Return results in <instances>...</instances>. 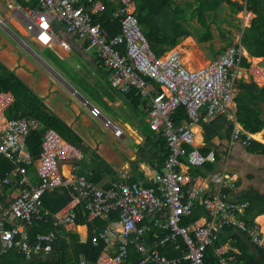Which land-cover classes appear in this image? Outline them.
Segmentation results:
<instances>
[{
  "label": "built area",
  "instance_id": "obj_1",
  "mask_svg": "<svg viewBox=\"0 0 264 264\" xmlns=\"http://www.w3.org/2000/svg\"><path fill=\"white\" fill-rule=\"evenodd\" d=\"M116 1L112 17L119 29L112 34L94 17L105 9L103 0H37L35 7L16 6V10L33 25L34 37L39 43L66 45L52 28L54 21L59 22L67 33L83 40L87 49H95L100 64L109 70L114 87L122 91L137 89L148 97L149 126L162 133L169 150L164 168L152 174L149 185L116 181L109 188L99 186L85 174L67 175L61 163L81 161L83 150L55 129L48 128L43 133L40 155L34 159L27 139L33 130L43 127L42 123L32 117H7L15 96L11 91H0V158L8 159L13 165L6 175L0 174V254L15 247L26 260L44 258L59 231L36 233L31 242L28 230L34 222L52 217L57 228L77 225L73 201L55 213L43 204L44 194L60 187H67L78 203H84L89 221L110 220L116 215L92 238L94 244L100 239L105 242L93 264H207L206 249L214 245L225 226L246 233L264 251L261 223L245 218L250 202L230 200L222 185L209 193L205 182L186 170L216 161L214 150L203 153L198 147L194 124H208L225 117L233 123L234 141L244 146L254 141L252 131L244 129L234 113L244 47L238 41L239 45L228 47L203 66L188 69L180 52L170 48L157 55L150 48L136 17L135 0ZM255 78L261 81L263 73L259 72ZM154 83L160 86L156 91H153ZM180 105L186 107V122L173 119ZM91 112L94 116L101 114L97 107ZM121 131L116 129V133ZM36 161L37 181L32 183L29 168ZM217 179L215 176L213 180ZM224 179L231 182L223 174L220 183ZM11 187L16 188V193L8 205H3V196ZM197 203L208 213L206 218L182 224ZM154 228L153 234L158 236L161 245L180 241V256L170 259L149 245L146 238ZM133 243L143 256L139 263L127 260L128 246ZM231 250L229 242L215 248L219 264H240L230 256Z\"/></svg>",
  "mask_w": 264,
  "mask_h": 264
},
{
  "label": "crops",
  "instance_id": "obj_2",
  "mask_svg": "<svg viewBox=\"0 0 264 264\" xmlns=\"http://www.w3.org/2000/svg\"><path fill=\"white\" fill-rule=\"evenodd\" d=\"M108 2L117 3L116 0ZM36 5L37 0H0V61L40 97L61 121L59 127L62 137L83 150L84 158L77 162L63 161L62 171L67 175L94 176L97 184L103 188H109L116 181L149 185L152 174L162 170L164 165L159 161V137L148 138L155 133L149 126L148 97L140 92L138 97L131 90L122 91L114 87L110 82L109 70L100 64L95 49H87L83 40L67 33L59 22L54 21L52 28L66 45L39 43L34 37L33 25L25 21L16 10V6L32 8ZM187 38L190 40L186 43L184 39ZM201 43L195 36H187L170 48L180 52L181 57L186 59V51H182L187 46L194 61L182 59L183 63L188 69H196L223 52L207 54L200 47ZM240 71L237 91L239 81L264 85L263 57L251 56L245 50ZM259 72L263 73L261 81L255 78ZM159 88L154 83L153 91ZM93 107L101 110L99 116L92 114ZM109 120L110 124L107 125ZM259 122L251 131L254 141L264 145V112ZM230 123L233 126L225 117H219L208 125V129L205 124L192 126L198 147L201 150H214L218 163L215 170L206 176L193 175L192 168L186 170L204 181L209 193L215 192L222 185L232 201H243L249 195H264V153L253 151L250 146H244L238 140L234 141ZM117 128L122 130L121 133H116ZM206 137L210 138L209 143ZM145 144L146 147L141 149ZM37 163L29 168L32 183L37 181ZM223 174L231 178L230 183L225 179L220 183ZM215 176H218L217 180H213ZM7 189L9 192L3 196V205H8L16 193L14 187ZM72 201L76 206L79 204L75 197ZM205 218L206 215L198 220L203 221ZM254 219L261 223L264 230V213L256 214ZM64 228L79 234L82 240L87 238L89 232L87 224L68 225ZM222 234V241L229 242L232 247L229 254L234 258L241 254L242 248H253L249 238L237 228ZM171 243L177 249L182 247L178 246L180 241ZM240 264L247 263L242 260Z\"/></svg>",
  "mask_w": 264,
  "mask_h": 264
},
{
  "label": "trees",
  "instance_id": "obj_3",
  "mask_svg": "<svg viewBox=\"0 0 264 264\" xmlns=\"http://www.w3.org/2000/svg\"><path fill=\"white\" fill-rule=\"evenodd\" d=\"M104 3L105 9L94 17L102 28L112 34L119 29L117 20L112 17V11L116 8L117 3L108 2V0H104ZM135 7L136 17L141 30L150 48L157 55L162 54L170 47L176 46L183 37L195 36L200 42L211 41L215 36L213 26L220 31L222 22L233 25L234 22L231 19L237 18L236 15L238 13L241 11L252 12L253 16L249 19V24L235 25L238 26L236 28L241 33L240 44L244 49L251 56L264 58V0H135ZM222 11L225 12V15L220 17L219 14ZM237 20L239 23L242 21L241 18ZM231 33L232 30L227 29L221 35L223 38L229 39L228 36ZM232 45H239V43L228 40L223 50ZM0 91H11L15 96L14 104L6 112L7 117H32L42 123L43 127L33 130L27 139V146L34 159H37L40 155L43 133L46 129L53 128L63 136L59 127L61 121L49 110L44 101L1 61ZM131 93H134L138 97L140 94L137 89H131ZM234 101L236 105L234 112L236 121L246 130L255 129L260 123L262 112H264V85L259 86L255 82L245 83L239 81ZM173 119L175 122L187 120L186 107L183 105L177 107L173 113ZM211 123L205 124V127L208 129L210 127L208 125ZM232 128L233 126L230 123V129ZM157 136L161 144L159 161L164 165L165 159L169 154L165 138L159 131H155L148 138ZM205 139L208 143L210 142L209 137ZM145 147L146 144L141 149ZM250 148L253 151L264 153V145L259 142L254 141L250 145ZM201 151L207 153L209 150L204 148ZM217 163L218 158L216 156V161L213 163L192 167V173L193 175L200 174L206 176L215 170ZM12 168L13 165L8 159L0 158L1 175L4 176ZM89 178L91 181L97 183L94 176ZM73 198L74 193L67 187H62L46 192L43 196V204L55 213ZM243 200L250 202L245 216L247 221L252 222L256 214L264 213V195H249ZM75 211L77 213V224L88 225L89 232L85 240H82L79 234L67 231L63 226L57 228L52 222V217L46 220H36L28 230L31 242L34 241L36 233L60 230L47 256L26 260L15 247H12L0 254V264H82V261L84 264H93L104 249L105 242L100 239L97 244H94L92 238L96 232L103 230L110 220L115 219L116 215H112L110 220L95 219L89 221L83 202H80L76 206ZM207 214L204 207L200 203H197L192 214L188 218H185L182 224L186 225L195 222L201 216H207ZM234 229L235 227L225 226L214 245L207 247V264H219L215 248L223 243L221 238L222 233H230ZM155 231V228L150 230L146 238L151 247L158 248L170 259L181 255L182 247L177 249L176 245L171 242L161 245L158 236H154L153 234ZM159 234L162 235V232ZM244 234L251 241V238L246 233ZM252 245L253 248H242L241 254L237 255L235 259L238 262L245 260L247 264H264L263 248L256 246L254 243ZM128 251L127 260L139 263L143 256L137 250L135 243L129 244Z\"/></svg>",
  "mask_w": 264,
  "mask_h": 264
},
{
  "label": "rangeland",
  "instance_id": "obj_4",
  "mask_svg": "<svg viewBox=\"0 0 264 264\" xmlns=\"http://www.w3.org/2000/svg\"><path fill=\"white\" fill-rule=\"evenodd\" d=\"M220 17H222L223 15H225V12L222 11L220 14ZM253 16L252 12H247V11H241L240 13H238L236 15L237 18H232L231 20L234 22L233 25H228L226 24L225 22H222L221 23V29L219 31V29L217 30L214 26H213V32L215 34V36L213 37V39L211 41H207V42H202L200 45V47H202V49L204 48L205 50H203V52H206L207 54L209 53H213V54H218L223 50V47L224 45L227 43L228 40H233L234 42H238L240 40V37H241V33L240 31L237 29L238 28V24L239 25H247L249 24L248 20ZM230 18V17H229ZM238 18H241L242 21H239L237 20ZM237 24V25H235ZM237 26V28H236ZM227 29H231L232 30V33L228 36L229 39L227 38H223L221 33L222 32H225ZM190 39L187 38V39H184V42H188ZM207 48V49H206ZM184 51H186V54L184 55V57H186L187 61L189 62H192L194 61V58L192 56L191 51L189 50V48L186 46L184 49H183V53ZM182 58V57H181ZM184 61L186 59L182 58Z\"/></svg>",
  "mask_w": 264,
  "mask_h": 264
}]
</instances>
